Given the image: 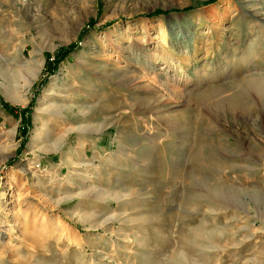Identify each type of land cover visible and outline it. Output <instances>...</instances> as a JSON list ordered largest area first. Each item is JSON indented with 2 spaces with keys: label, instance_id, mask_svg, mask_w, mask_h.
Wrapping results in <instances>:
<instances>
[{
  "label": "rangeland",
  "instance_id": "374dc122",
  "mask_svg": "<svg viewBox=\"0 0 264 264\" xmlns=\"http://www.w3.org/2000/svg\"><path fill=\"white\" fill-rule=\"evenodd\" d=\"M0 264H264V0H0Z\"/></svg>",
  "mask_w": 264,
  "mask_h": 264
},
{
  "label": "bare ground",
  "instance_id": "6f19581e",
  "mask_svg": "<svg viewBox=\"0 0 264 264\" xmlns=\"http://www.w3.org/2000/svg\"><path fill=\"white\" fill-rule=\"evenodd\" d=\"M83 130V127H80Z\"/></svg>",
  "mask_w": 264,
  "mask_h": 264
}]
</instances>
